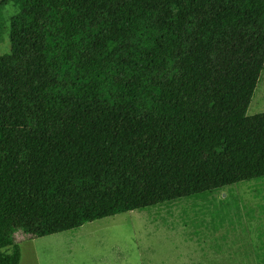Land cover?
<instances>
[{"label":"trees","instance_id":"16d2710c","mask_svg":"<svg viewBox=\"0 0 264 264\" xmlns=\"http://www.w3.org/2000/svg\"><path fill=\"white\" fill-rule=\"evenodd\" d=\"M0 264L19 236L264 179V0H0Z\"/></svg>","mask_w":264,"mask_h":264},{"label":"rangeland","instance_id":"374dc122","mask_svg":"<svg viewBox=\"0 0 264 264\" xmlns=\"http://www.w3.org/2000/svg\"><path fill=\"white\" fill-rule=\"evenodd\" d=\"M0 56L10 53V20ZM264 113V71L247 115ZM20 264H264V179L209 197L165 203L32 239L19 236Z\"/></svg>","mask_w":264,"mask_h":264}]
</instances>
